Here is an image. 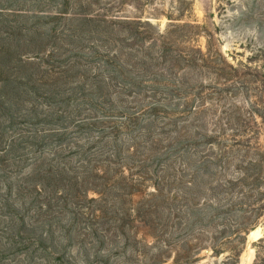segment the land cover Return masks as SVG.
<instances>
[{
    "label": "rangeland",
    "instance_id": "obj_1",
    "mask_svg": "<svg viewBox=\"0 0 264 264\" xmlns=\"http://www.w3.org/2000/svg\"><path fill=\"white\" fill-rule=\"evenodd\" d=\"M0 264H264V0H0Z\"/></svg>",
    "mask_w": 264,
    "mask_h": 264
},
{
    "label": "trees",
    "instance_id": "obj_2",
    "mask_svg": "<svg viewBox=\"0 0 264 264\" xmlns=\"http://www.w3.org/2000/svg\"><path fill=\"white\" fill-rule=\"evenodd\" d=\"M51 126H53L52 124H50ZM118 127H116V129H117ZM47 131H49V132H47V134L48 133H50V139H48L50 142H53V143H55V142H57V143H59V144H61L62 145V143H64V142H68V141H70L69 140V137H71L72 136V134L71 133H69L70 132V130H69V128H62V129H57V130H55V128H51L50 130H47ZM72 138V137H71ZM58 155V153L57 152H54L53 153V158L54 157H56ZM77 157H80L81 155L80 154H77L76 155ZM86 158H87V155L85 156ZM91 159H94L95 158V156H89ZM58 159V158H57ZM86 162V160H83V162ZM88 161H91V160H88ZM93 161V160H92ZM89 165H91L90 163H89Z\"/></svg>",
    "mask_w": 264,
    "mask_h": 264
}]
</instances>
